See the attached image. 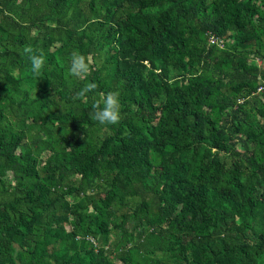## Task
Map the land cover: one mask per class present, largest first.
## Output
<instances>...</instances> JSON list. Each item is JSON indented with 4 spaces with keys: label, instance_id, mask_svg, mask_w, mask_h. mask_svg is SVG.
Segmentation results:
<instances>
[{
    "label": "trees",
    "instance_id": "trees-1",
    "mask_svg": "<svg viewBox=\"0 0 264 264\" xmlns=\"http://www.w3.org/2000/svg\"><path fill=\"white\" fill-rule=\"evenodd\" d=\"M262 87L264 0H0V264H264Z\"/></svg>",
    "mask_w": 264,
    "mask_h": 264
},
{
    "label": "clouds",
    "instance_id": "clouds-1",
    "mask_svg": "<svg viewBox=\"0 0 264 264\" xmlns=\"http://www.w3.org/2000/svg\"><path fill=\"white\" fill-rule=\"evenodd\" d=\"M25 54L30 60V71L33 75L39 77L45 65V56L27 45L23 48ZM90 60L79 51H73L70 57L68 68L69 75L79 79L85 78L90 70ZM95 83H88L86 86L76 93L77 98H83L87 93L96 89ZM120 93L118 91H109L107 94L101 93L100 100L93 104V112L91 117L101 125H117L121 120V103Z\"/></svg>",
    "mask_w": 264,
    "mask_h": 264
},
{
    "label": "rangeland",
    "instance_id": "rangeland-1",
    "mask_svg": "<svg viewBox=\"0 0 264 264\" xmlns=\"http://www.w3.org/2000/svg\"><path fill=\"white\" fill-rule=\"evenodd\" d=\"M156 92H158V91H156ZM239 149H241V148L239 147ZM44 156H45V155H44ZM42 158H43V156H42ZM7 180H8L9 182H11V176H9V177L7 178ZM74 181L78 182V177H75V178H74ZM65 227H66L67 230L70 229L68 223H65ZM211 250H212V252H213L214 254H216V255L220 253L219 249H217V248H215V247H212ZM263 259H264V257H261V259H260L261 262H262Z\"/></svg>",
    "mask_w": 264,
    "mask_h": 264
},
{
    "label": "built area",
    "instance_id": "built-area-1",
    "mask_svg": "<svg viewBox=\"0 0 264 264\" xmlns=\"http://www.w3.org/2000/svg\"><path fill=\"white\" fill-rule=\"evenodd\" d=\"M209 43H210V44H218L219 42H218V40H217L216 38H214L213 36H211V37L209 38ZM261 90H264V87L260 88V89L258 90V92L261 91Z\"/></svg>",
    "mask_w": 264,
    "mask_h": 264
}]
</instances>
